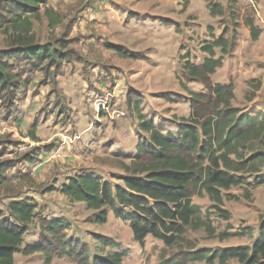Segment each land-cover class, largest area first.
<instances>
[{
	"label": "rangeland",
	"instance_id": "obj_1",
	"mask_svg": "<svg viewBox=\"0 0 264 264\" xmlns=\"http://www.w3.org/2000/svg\"><path fill=\"white\" fill-rule=\"evenodd\" d=\"M209 1L226 6V16H212L206 0L48 1L44 9H55L61 21L50 30L41 14L38 22L33 21L34 34L41 44L61 39L66 50L73 52L72 62H63L54 78H44L40 72L29 74L28 87L16 106L6 111L0 105V163L10 165L5 184L14 194L37 204L22 248L37 241L42 218L65 219L70 223L67 239L85 245L92 257L121 253L122 264H222L193 260V254L250 248L256 241L264 223V185L249 192L244 187L222 192L219 207L206 196L194 197L192 203L200 209L203 226L188 229L172 247L150 236L143 246L138 245L129 224L112 212L106 223L94 224L92 212L58 191L66 178L86 171L111 186L120 184L121 163L129 160L116 154L134 153L139 135L136 113L126 105L129 93L137 96L138 110L154 125L174 134L180 119L188 116L189 92L205 90L184 77L182 66L186 61L200 64L205 57L201 46L213 38L223 36L234 46L210 81L231 82L232 106L252 120L264 121V0ZM248 19L261 30L255 42L245 27ZM5 29L0 28V50L8 40ZM216 54L220 55L218 50ZM252 79L261 80L259 90L248 87ZM9 194L0 192V211ZM106 240L113 245L107 246ZM14 264L75 263L67 257L19 253Z\"/></svg>",
	"mask_w": 264,
	"mask_h": 264
},
{
	"label": "trees",
	"instance_id": "obj_2",
	"mask_svg": "<svg viewBox=\"0 0 264 264\" xmlns=\"http://www.w3.org/2000/svg\"><path fill=\"white\" fill-rule=\"evenodd\" d=\"M48 1L0 0V28L5 26L8 36L6 47L0 50V105L6 111L16 106L20 94L27 89L29 74L40 72L44 78H54L63 62H72L73 52L66 50L61 39L41 44L34 34L33 21L38 22L41 14L50 30L61 21L54 10L44 9ZM206 2L212 16L225 17L228 13L226 6ZM228 18L234 20V15L229 14ZM245 27L250 39L257 41L261 30L254 21L245 20ZM233 46L228 38H213L210 44L201 46L205 57L200 64L184 62V77L205 90L189 92L188 116L180 119L174 134L163 133L138 110L137 96L127 95L126 105L136 113L139 135L134 154H116L129 160L128 164L121 163L124 174L117 177L120 184L111 186L80 172L66 178L59 193L72 203L83 204L92 212L94 224L103 225L112 212L129 224L133 240L140 246L150 236L172 247L188 229L195 231L203 226L200 209L192 203L194 197L206 196L219 207L222 192L236 187L249 192L264 185V175L260 174L264 170V121L252 120L232 106L235 94L231 82L221 85L210 81ZM247 85L257 91L262 82L252 79ZM30 135L34 140L33 130ZM24 159L31 161L27 155ZM9 168L8 162L0 163V192H10L6 196L9 201L0 211V264H14L19 253H41L47 259L67 257L75 264H122L121 253L92 257L85 245L67 239L65 232L70 223L63 218L40 219L37 241L22 248L28 227L36 217L37 204L7 188L5 172ZM218 211L224 213L220 208ZM106 243L113 245L111 240ZM193 255L196 261L264 264V223L250 248H227L209 256L199 251Z\"/></svg>",
	"mask_w": 264,
	"mask_h": 264
},
{
	"label": "crops",
	"instance_id": "obj_3",
	"mask_svg": "<svg viewBox=\"0 0 264 264\" xmlns=\"http://www.w3.org/2000/svg\"><path fill=\"white\" fill-rule=\"evenodd\" d=\"M53 10V9H52ZM54 11H56L55 9H54ZM136 132H137V130H136ZM138 142V141H137ZM137 144V143H136ZM136 147V146H135ZM134 153H135V151H134ZM134 153H132V154H134ZM87 173H89V174H91L92 176H94V177H97L96 175H94L93 173H91V172H89V171H86Z\"/></svg>",
	"mask_w": 264,
	"mask_h": 264
}]
</instances>
